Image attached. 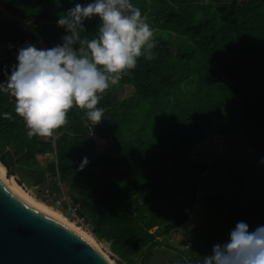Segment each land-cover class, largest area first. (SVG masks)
Listing matches in <instances>:
<instances>
[{
	"label": "trees",
	"instance_id": "obj_1",
	"mask_svg": "<svg viewBox=\"0 0 264 264\" xmlns=\"http://www.w3.org/2000/svg\"><path fill=\"white\" fill-rule=\"evenodd\" d=\"M88 2L0 0L11 14L36 17L49 48L65 34L56 23L59 15ZM132 2L156 42L152 60L138 58L121 76L119 83L132 95L120 101L108 89L97 105L104 109L98 124L74 107L52 137H28L14 98L0 93V112L16 116L0 118V162L22 183L40 187L39 197L49 186L80 202L78 217L126 264H142L168 246L161 238L185 226L197 210L199 240L174 258L202 264L237 222H246L249 231L264 225L262 164L193 155L218 137L255 151L257 161L264 158V0ZM99 23L97 17L85 20L84 35L91 38ZM20 39L31 43L27 35ZM16 53H0V82L10 75ZM92 134L110 140L96 157Z\"/></svg>",
	"mask_w": 264,
	"mask_h": 264
},
{
	"label": "clouds",
	"instance_id": "obj_2",
	"mask_svg": "<svg viewBox=\"0 0 264 264\" xmlns=\"http://www.w3.org/2000/svg\"><path fill=\"white\" fill-rule=\"evenodd\" d=\"M93 17L100 23L89 38L84 21ZM56 23L65 31L61 43L50 48L27 43L19 48L10 75L0 82V93L14 98V112L24 121L28 137H52L68 123L74 107L98 124L104 109L97 105L106 90L134 69L138 58H154V30L132 0L75 3ZM16 116L0 112V118ZM259 163L264 164V158ZM87 164L88 158L82 157L80 169ZM202 264H264V225L249 231L246 222H237Z\"/></svg>",
	"mask_w": 264,
	"mask_h": 264
},
{
	"label": "water",
	"instance_id": "obj_3",
	"mask_svg": "<svg viewBox=\"0 0 264 264\" xmlns=\"http://www.w3.org/2000/svg\"><path fill=\"white\" fill-rule=\"evenodd\" d=\"M0 32V39H5L0 42V53L25 46L19 32L8 23H0ZM0 264L110 262L79 234L22 203L0 182ZM142 264L180 263L176 258L163 261L162 253L154 250Z\"/></svg>",
	"mask_w": 264,
	"mask_h": 264
},
{
	"label": "rangeland",
	"instance_id": "obj_4",
	"mask_svg": "<svg viewBox=\"0 0 264 264\" xmlns=\"http://www.w3.org/2000/svg\"><path fill=\"white\" fill-rule=\"evenodd\" d=\"M20 34L25 35L23 33H20ZM171 38L175 39L174 36H171ZM109 89L117 95L120 101L127 99L133 93V89L131 87L124 86L119 82L115 85H111ZM91 138L94 142V151H93L92 157L101 155L103 151L105 150L106 146L110 142L109 138L107 137L102 138L95 134H92ZM231 147L232 149H230ZM194 153L195 154L193 155L195 156L198 153L199 155L201 154L202 158L211 159V160L223 158V157H239V158L245 159L249 163L256 164L259 162L257 161V156H256L255 151L247 152L246 150H244L243 147L239 145L232 146L229 141L218 138V137H214L210 142H206L202 144ZM40 160L43 162L42 158H40ZM262 165L264 166V164ZM6 174L9 179L10 178L14 179L25 193L32 195L38 202L43 203L55 209L56 211L60 212L70 222L74 223L76 226L80 227L90 236L92 235V237L94 238L91 230L86 227L85 223L82 222L81 219L75 218L74 214L68 209L59 207L57 204H55L54 201L51 202L48 199H46V195L44 193L45 188L42 189L44 197H39L37 195V192L39 190L41 191L40 187H36V188L30 187L26 183H22L21 182L22 178L17 174V172L9 174V172L6 171ZM204 181H207L206 176H204L202 180L203 186H204ZM203 191L204 190L200 191L199 196H201ZM198 214L199 212H197V210H194V213L191 215L189 222L185 226H182L178 228L177 230H175L174 232H172L170 235L161 238L163 242H166L168 244V246L163 245L160 248L161 250H157L162 253L163 259L170 260L171 258H174V255H177L179 250H184L188 246H190L191 244H194L195 242H197V240H199V235L197 234V231H196L197 225H198V216H199ZM98 243L101 244L102 250L104 251V253L107 254L110 257V259H112L116 264H126L122 262L120 258H118L115 254L111 252V250L109 249V246L106 243L104 242H98Z\"/></svg>",
	"mask_w": 264,
	"mask_h": 264
},
{
	"label": "built area",
	"instance_id": "obj_5",
	"mask_svg": "<svg viewBox=\"0 0 264 264\" xmlns=\"http://www.w3.org/2000/svg\"><path fill=\"white\" fill-rule=\"evenodd\" d=\"M0 23H8L9 26L17 29L19 33L29 36L31 38L32 44H35L37 47L49 48L48 43L42 37L36 17H21L11 14L9 11H7L5 6L0 3ZM44 193L46 195V199L51 202L54 201L59 207L66 208L71 211L75 218L81 219L89 229L88 221L84 218H79L77 215L81 207L80 202H74L63 191L59 194L52 192L49 186L45 187Z\"/></svg>",
	"mask_w": 264,
	"mask_h": 264
},
{
	"label": "bare ground",
	"instance_id": "obj_6",
	"mask_svg": "<svg viewBox=\"0 0 264 264\" xmlns=\"http://www.w3.org/2000/svg\"><path fill=\"white\" fill-rule=\"evenodd\" d=\"M0 182L1 184L18 200L22 203L26 204L30 208L36 210L37 212L48 216L65 226L69 227L71 230L79 234L84 240L90 243L98 252H100L109 262L110 264H116L110 257L104 253L102 250V246L98 243L92 235L90 236L86 233L83 229L76 226L74 223L70 222L64 215L60 212L56 211L55 209L38 202L32 195L25 193L22 188L16 183V181L12 178H8L6 175L5 168L0 165Z\"/></svg>",
	"mask_w": 264,
	"mask_h": 264
},
{
	"label": "flooded vegetation",
	"instance_id": "obj_7",
	"mask_svg": "<svg viewBox=\"0 0 264 264\" xmlns=\"http://www.w3.org/2000/svg\"><path fill=\"white\" fill-rule=\"evenodd\" d=\"M12 27V26H11ZM0 37H2V33L0 32ZM5 39H0V42L1 41H4ZM174 258H171L170 261H172ZM166 259H163V261H165Z\"/></svg>",
	"mask_w": 264,
	"mask_h": 264
},
{
	"label": "crops",
	"instance_id": "obj_8",
	"mask_svg": "<svg viewBox=\"0 0 264 264\" xmlns=\"http://www.w3.org/2000/svg\"><path fill=\"white\" fill-rule=\"evenodd\" d=\"M107 147V146H106ZM106 149V148H105Z\"/></svg>",
	"mask_w": 264,
	"mask_h": 264
}]
</instances>
